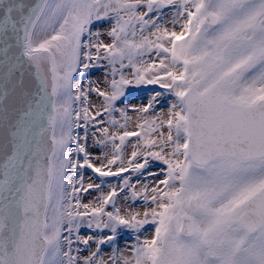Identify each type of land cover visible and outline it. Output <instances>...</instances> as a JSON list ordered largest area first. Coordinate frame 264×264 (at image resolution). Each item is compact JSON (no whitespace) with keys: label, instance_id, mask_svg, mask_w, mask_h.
I'll list each match as a JSON object with an SVG mask.
<instances>
[{"label":"snow or ice","instance_id":"obj_1","mask_svg":"<svg viewBox=\"0 0 264 264\" xmlns=\"http://www.w3.org/2000/svg\"><path fill=\"white\" fill-rule=\"evenodd\" d=\"M0 264H264V0H0Z\"/></svg>","mask_w":264,"mask_h":264},{"label":"rangeland","instance_id":"obj_2","mask_svg":"<svg viewBox=\"0 0 264 264\" xmlns=\"http://www.w3.org/2000/svg\"><path fill=\"white\" fill-rule=\"evenodd\" d=\"M148 87H155V86H143L140 90H131L129 91V99H134V100H139L141 102H146L147 97L149 95V93L144 94H140V93H144L143 89H146Z\"/></svg>","mask_w":264,"mask_h":264},{"label":"bare ground","instance_id":"obj_3","mask_svg":"<svg viewBox=\"0 0 264 264\" xmlns=\"http://www.w3.org/2000/svg\"><path fill=\"white\" fill-rule=\"evenodd\" d=\"M93 75V77H95L96 75H97V73H93L92 74ZM140 101L139 100H134V99H128L127 101H126V103H139ZM94 151H96V150H94ZM105 251H107V249H105Z\"/></svg>","mask_w":264,"mask_h":264}]
</instances>
